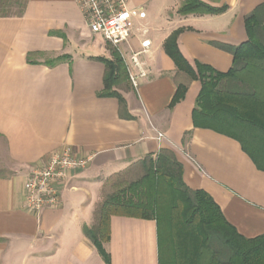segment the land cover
Instances as JSON below:
<instances>
[{
	"label": "crops",
	"instance_id": "crops-1",
	"mask_svg": "<svg viewBox=\"0 0 264 264\" xmlns=\"http://www.w3.org/2000/svg\"><path fill=\"white\" fill-rule=\"evenodd\" d=\"M202 1L225 10L183 15V0H126L137 14L119 50L132 72L138 69L131 56L140 52L147 76L138 89L131 82L116 88L124 103L104 90L103 58H112V45L91 31L75 0H23L21 13L0 15V264H108L85 233L97 224L101 187L162 149L175 154L186 184L207 192L240 235L264 234V128L245 125L231 135L195 126L201 81L178 70L165 50L178 32L192 65L227 73L234 56L220 45L248 41L246 19L255 11L264 44V0ZM249 75L239 83L264 99V86ZM179 84L187 92L172 106ZM250 115L264 123V110ZM65 147L91 162L71 173L61 205L29 211L30 172ZM108 234L103 246L110 264H163L156 219L115 214Z\"/></svg>",
	"mask_w": 264,
	"mask_h": 264
},
{
	"label": "trees",
	"instance_id": "trees-1",
	"mask_svg": "<svg viewBox=\"0 0 264 264\" xmlns=\"http://www.w3.org/2000/svg\"><path fill=\"white\" fill-rule=\"evenodd\" d=\"M15 6L20 9L14 10ZM23 8L24 2L20 0H0V15L19 14ZM224 10L225 7H213L202 0H183L180 13L218 14ZM261 24L255 11L246 19L248 41L238 46L220 45L234 56L233 66L227 73L198 61L192 65L179 48L178 32L165 42V50L178 70L191 80L201 81L193 111L195 126L231 135L245 125L264 128V123L250 115L252 110H264V99L240 80L246 73L253 74L260 86H264V44L257 35ZM111 51L112 58H103L106 64L104 90L124 103V96L116 88L128 87L129 72L120 50L112 46ZM65 59L66 55L59 56L49 63ZM186 92L187 85L179 84L171 105L182 100ZM140 167L144 169L143 176L129 181ZM103 187L108 191L97 204V224L92 228L85 226V233L108 264L110 255L103 242L109 238L108 225L115 214L156 219L163 264H264V234L255 238L240 235L207 192L186 184L183 165L171 150L162 149L156 155H147L112 174Z\"/></svg>",
	"mask_w": 264,
	"mask_h": 264
},
{
	"label": "built area",
	"instance_id": "built-area-1",
	"mask_svg": "<svg viewBox=\"0 0 264 264\" xmlns=\"http://www.w3.org/2000/svg\"><path fill=\"white\" fill-rule=\"evenodd\" d=\"M82 10L91 31L101 35L112 46L119 47L128 41L131 34V19L137 14L127 7L126 0H75ZM143 51H147L149 43H142ZM140 52L131 56L132 64L138 72L128 67L131 85L138 89L140 81L147 76L143 63L139 60ZM162 134H160V137ZM91 157L77 156L71 147L53 153L45 165L34 168L25 183L26 208L38 213L45 208L61 205L62 186L72 172L88 167Z\"/></svg>",
	"mask_w": 264,
	"mask_h": 264
},
{
	"label": "rangeland",
	"instance_id": "rangeland-1",
	"mask_svg": "<svg viewBox=\"0 0 264 264\" xmlns=\"http://www.w3.org/2000/svg\"><path fill=\"white\" fill-rule=\"evenodd\" d=\"M20 1H21V3L23 2V0H20ZM20 7H22V4L20 5ZM20 7L18 8L15 6V7H13V9L18 10V9H20ZM106 44L111 46L109 43H106ZM134 172L135 173H133L132 177H130V179H128L129 181L137 180V179L141 178L143 176V174L145 173L144 169H142L141 167L138 169H135ZM105 188L103 186L101 187L99 202H101L104 199V196H105L106 192L108 191V188L107 187H105Z\"/></svg>",
	"mask_w": 264,
	"mask_h": 264
}]
</instances>
